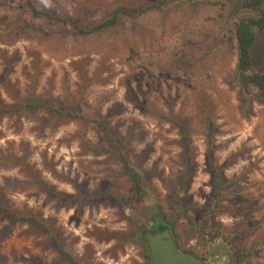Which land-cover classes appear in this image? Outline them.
I'll list each match as a JSON object with an SVG mask.
<instances>
[{
    "label": "rangeland",
    "instance_id": "1",
    "mask_svg": "<svg viewBox=\"0 0 264 264\" xmlns=\"http://www.w3.org/2000/svg\"><path fill=\"white\" fill-rule=\"evenodd\" d=\"M165 1L87 32L119 6ZM233 4L0 0V203L44 224L0 212V264H64L56 242L83 264H150L144 233L163 226L206 263L264 264V101L236 77ZM252 71L264 72V34ZM37 99L91 121L27 108ZM119 152L143 176L145 201ZM209 161L227 183L214 240L201 232Z\"/></svg>",
    "mask_w": 264,
    "mask_h": 264
},
{
    "label": "trees",
    "instance_id": "2",
    "mask_svg": "<svg viewBox=\"0 0 264 264\" xmlns=\"http://www.w3.org/2000/svg\"><path fill=\"white\" fill-rule=\"evenodd\" d=\"M193 1V0H190ZM232 13L236 15H242L240 19L235 23V38L238 51L237 72L236 77L241 87V92L244 96H247L250 91L249 88L254 86L258 89V93L253 98L263 102L264 101V72L256 73L252 71V50L256 47L258 36L264 34V0H233ZM168 2H156L153 4H144L137 8H130L127 6L117 7L111 14L110 18L101 22L98 26L88 30L87 32H94L103 28L114 26L120 16L146 13L148 11L161 10ZM27 108L32 110H47L51 114L58 116H67L71 120L91 121L89 118L82 115L76 106H73L70 111H60L54 109L47 104H44L41 100L37 99L34 103L29 104ZM210 134H212L213 124L208 118L207 120ZM97 128H102V125L98 123ZM181 134L183 141H185V149L187 156L190 152L188 143L186 142V134L182 127ZM103 129V128H102ZM119 158L126 171L130 182L133 186L134 193L136 194L140 202L145 201L147 192L143 180V176L138 169L134 167L130 157L123 152H119ZM209 168L212 175V194L210 196L209 204L202 217L201 232L208 234L212 240L219 236V233H210L211 229L209 225H214V218L219 209V201L225 193L227 183L223 181L221 177L222 170L209 161ZM191 159L188 156V165L186 167V173L181 181L180 191L185 192L187 183L191 179ZM0 212L8 216L12 223L24 222L34 225L39 228H44V224L32 217H18L14 213L10 212L0 203ZM56 253L58 258L64 264H83L71 254L66 252L56 242Z\"/></svg>",
    "mask_w": 264,
    "mask_h": 264
},
{
    "label": "water",
    "instance_id": "3",
    "mask_svg": "<svg viewBox=\"0 0 264 264\" xmlns=\"http://www.w3.org/2000/svg\"><path fill=\"white\" fill-rule=\"evenodd\" d=\"M143 242L146 244L150 264H204L201 260L186 253L179 252L170 231V228L163 226L155 231H146L144 233Z\"/></svg>",
    "mask_w": 264,
    "mask_h": 264
},
{
    "label": "flooded vegetation",
    "instance_id": "4",
    "mask_svg": "<svg viewBox=\"0 0 264 264\" xmlns=\"http://www.w3.org/2000/svg\"><path fill=\"white\" fill-rule=\"evenodd\" d=\"M179 252H182V253H186V254H191V253H189V251H187V250H185V249H183V250H180V249H177ZM192 255V254H191ZM194 256V255H193ZM195 257V256H194ZM195 258H197V257H195ZM197 259H199V260H202L200 257H198ZM203 261V260H202ZM204 262V264H219V263H217L216 261L214 262V261H212V262H208V263H206L205 261H203ZM150 263H151V259H150ZM156 264H159V261H157V263ZM182 264H186V262L185 261H183L182 262Z\"/></svg>",
    "mask_w": 264,
    "mask_h": 264
}]
</instances>
